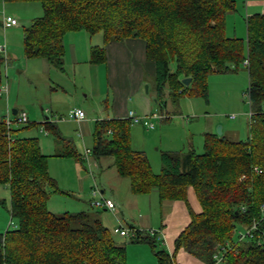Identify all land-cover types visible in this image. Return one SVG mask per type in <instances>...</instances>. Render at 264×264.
<instances>
[{
	"label": "trees",
	"instance_id": "obj_1",
	"mask_svg": "<svg viewBox=\"0 0 264 264\" xmlns=\"http://www.w3.org/2000/svg\"><path fill=\"white\" fill-rule=\"evenodd\" d=\"M35 1L42 13L23 28L26 57L43 58L62 70L63 37L69 31L101 33L103 44L91 47V63L106 60L107 42L140 38L145 58L155 64L152 80L161 109L166 104L159 98L164 87L173 97L184 92L182 77H190V92L206 96L209 73L244 65L250 106L245 140L205 131L202 152L191 144L184 151H162L160 170L153 172L145 153L131 146V119L112 117L95 120L90 153L111 156L117 174L128 178L131 192L154 189L159 201H185L190 219L175 237L174 251L182 247L206 264H264V241H258V236H236L242 225L253 220L264 228V13L245 16L244 39L225 34L226 14L235 9L234 0ZM3 55L0 84L7 87L1 71L6 46ZM170 61L176 64L174 71L169 69ZM44 128L54 133L57 156L81 161L71 138L51 122H45ZM47 159L36 137L17 135L0 118V184L9 189L11 219L0 232V264H128L125 245L115 241L99 218L89 217L86 210L55 213L48 209L50 190L57 187ZM189 186L200 204L199 212L188 204ZM157 240L147 229H137L130 238V242L150 244L158 264H177L175 252L169 255L157 248Z\"/></svg>",
	"mask_w": 264,
	"mask_h": 264
},
{
	"label": "rangeland",
	"instance_id": "obj_2",
	"mask_svg": "<svg viewBox=\"0 0 264 264\" xmlns=\"http://www.w3.org/2000/svg\"><path fill=\"white\" fill-rule=\"evenodd\" d=\"M41 13L40 3L35 0H0V44H5L10 57V65L4 62L1 67L2 79L9 91L0 97V118L9 116L13 121L15 114L12 113V108L19 109L18 112H26L28 121L22 124L12 123L10 128L16 130V134L21 137H36L42 151L49 154L48 173L57 187L56 190H50L47 200L49 210L55 213L86 210L91 218L97 217L98 212L100 218L108 222L107 227L115 241L126 245L129 264H157L150 244L144 241L130 242L129 237L113 232V228L118 225L126 226L125 221L130 224L129 222L139 218L138 216L144 218L150 215L151 208L156 212L155 203L149 207L152 204L151 200L148 201L149 194L134 196L140 210L137 206L133 210L129 205L126 206L127 220L121 218L118 221L108 209L104 211L102 207L91 204L92 201L102 198L111 199L119 209L120 204L127 202L132 195L128 188V178L118 176L111 164V156L101 157L98 162L90 153L87 158L84 157L85 147L92 146L94 121L112 116V88L106 82L103 65L82 66L76 80L72 82L71 70L67 63L68 73L64 76L61 70L54 66H50L49 72L42 71L39 65L41 59L38 57L26 58L22 45L23 28ZM5 15L15 17L18 24L3 28L2 20ZM233 16L236 17V27L239 28L240 18L236 14ZM240 16L243 19L242 13ZM244 30L245 35L242 38L246 39L245 27ZM236 36L240 37L238 34ZM92 42L102 43L100 32L92 35ZM175 67V62L170 61L169 69L174 71ZM56 78L64 82L67 92L59 88L53 90L56 85L51 79ZM206 80V96L195 91L190 92L192 86L188 87L189 84L183 83L184 92L175 97L164 87L159 98L166 101V106L161 109L159 103L162 102L155 101L153 80L149 75L145 77L140 93L135 95V113L144 115L153 111L161 114L162 111L163 116L168 118H152L154 129H147L140 122H132L130 141L132 148L145 153L153 172L160 170L162 151H184L191 144L197 152H202L204 132H216L218 125L221 126V131L232 139L247 138L250 106L245 93L248 76L244 65H240L236 70L209 73ZM76 104L81 106L87 116L84 125H79L68 117L70 110L79 107ZM45 122L53 123L62 135L72 138L81 157L80 163H76L73 156L55 154L54 133L44 128ZM108 161L110 168L106 164ZM9 203V189L0 184V222L3 221L0 226L5 221V225L0 227V232L5 230L11 220ZM14 224L13 219L11 225ZM156 246L161 247L160 244Z\"/></svg>",
	"mask_w": 264,
	"mask_h": 264
},
{
	"label": "crops",
	"instance_id": "obj_3",
	"mask_svg": "<svg viewBox=\"0 0 264 264\" xmlns=\"http://www.w3.org/2000/svg\"><path fill=\"white\" fill-rule=\"evenodd\" d=\"M234 1H235L236 8L226 14L225 34L228 37L236 36V34L240 35V37H243L245 35V32H244L245 31L244 30L245 16L252 14V13H264V0H234ZM241 13H242V16L244 15L243 19H241V16H240ZM235 14L237 17L240 18L239 28L236 27L237 26L236 17L233 16ZM230 20L232 22H230ZM238 29H239V32H237ZM92 35L88 34L84 30L69 31L64 35L63 37V46H64L63 69L61 70V72L63 73L64 76L67 75L68 73L67 68H66V63H67L69 66L68 67L69 70H71L70 72L72 74V82H73L76 80V76L79 74V70L83 68L82 66L103 65L106 82L108 83L110 88H112V93H111L112 99L110 103V110L112 112V116L104 117V118L126 117L129 110L135 111V107H136L135 106V95L140 93V88L142 86V83L145 77L147 75L151 76V78L153 77L155 73V64L154 62L149 61L145 58V43L140 38H126L122 41L107 42L105 44L106 60L101 63H91L89 62V55H90L91 47L93 45L103 44L102 35H101V40H102L101 44H98V43L93 44ZM6 58H7L6 60L7 64L10 65V59H9L10 57H8V54ZM40 59H41L39 63L40 69L42 71L49 72L51 70L50 66H53V65L45 61L43 58H40ZM51 81L56 85L53 89L54 91L56 90L55 88H59L60 90L67 92L64 82L57 80V78L56 80L51 79ZM8 91L9 89H7V93ZM155 94H156V91H155ZM76 106H79V105L76 104ZM79 107L81 108V106ZM13 109H15L16 112H18L19 110L17 108H12V110ZM150 112L152 111H149L147 113H150ZM162 113L163 112L161 111V114ZM167 118L168 117L163 116V118H160V119L165 120ZM27 119H28V116H27ZM86 119H87V116H85V118L82 120H79V121L73 120V121L77 122L79 125L80 123L84 125V122L86 121ZM154 127L147 128V129H154ZM56 150H57V147H56L55 138H54V152H56ZM91 156L95 161H97L101 157L103 158L104 156L107 157L109 155L95 157L91 154ZM74 159L76 163L77 162L80 163V161H78L75 157ZM106 164L110 168V161H108ZM111 164L113 165V159H112ZM48 165H49V158L47 159V169H48ZM120 178H124V177L120 176ZM100 192L102 193V190ZM129 192L132 194L131 197L129 198L130 200L128 199L127 202H122L119 206V209H117L115 212H112L114 216L116 217V219H118V221H120L121 218H125L127 220V218L125 217V214L127 212V209L125 208L126 206L129 205L132 208V210L135 209V206H137L139 209L138 201L134 197L135 195H138V194L131 192L130 189H129ZM140 194H149L148 201L149 200L152 201V204L149 205V207L154 206V203H155L157 210L156 212H154L153 208H151L150 215L145 216L144 218H141V216H138L139 218H135V220H132V222H129L130 224H128V222L125 221L127 224L126 226L134 227L136 229H139L140 231H145L148 228L151 230H154L153 233L154 235H156V238L158 239L157 240L158 244L161 245L160 248H163L169 255H172L175 252L172 257H173V262H176L177 264H206L205 262L199 260L192 254L188 253L182 247L174 251V239L177 236V234L184 228V226L189 222V219H190L188 206L185 203V201L182 199L159 201L157 191L154 189L148 193H139V195ZM186 197H187V201L191 209L194 212H199L201 210V207H200V204L191 186L187 188ZM102 208L104 211L107 210L104 207ZM97 218H99L101 223L105 227H107L108 222H106L104 218L103 219L100 218V213L98 212H97ZM2 222L3 221H1L0 224ZM4 225H5V221H4V224L1 225L0 227H3ZM141 233L143 234V232ZM121 245H124V244H121ZM125 249H126V245H125ZM141 250H144V249H141ZM151 250L152 252H154L153 249ZM156 259H157V256H156ZM126 260H127V254H126ZM136 263L139 264L138 262ZM153 263L154 262H152V264ZM157 264H158V261H157Z\"/></svg>",
	"mask_w": 264,
	"mask_h": 264
},
{
	"label": "built area",
	"instance_id": "obj_4",
	"mask_svg": "<svg viewBox=\"0 0 264 264\" xmlns=\"http://www.w3.org/2000/svg\"><path fill=\"white\" fill-rule=\"evenodd\" d=\"M17 19L10 15H5L2 20V27H10L17 25ZM0 53L5 55V44H0ZM244 63H247V60H244ZM7 87L0 84V93H6ZM85 112L82 108H74L69 111L68 117L70 119L79 121L85 118ZM127 118L131 119L132 122H140L143 126L146 128H153L154 122L152 121V118H162L163 114H159L158 112H150L144 115H137L135 111L129 110L127 115ZM27 115L24 111L17 112L15 114V119L11 121L9 116L4 118V122L7 125L8 128H10V125L12 123L15 124H22L27 122ZM90 153V148L85 147L84 157L87 158V154ZM255 171H259V168H254ZM92 205L98 206V207H104L111 212H115L117 210L116 204L111 199H105L102 198L101 200H95L91 202ZM264 218V217H263ZM113 231L115 233H118L121 236L124 237H135L137 235V229L136 228H130L125 227L123 225H118L113 228ZM150 234L154 232V230L149 229L148 230ZM237 239H247V238H254L255 236L259 237L258 241H264V228L259 226V221L253 220L250 225H242L236 232ZM216 260H220V256H216Z\"/></svg>",
	"mask_w": 264,
	"mask_h": 264
},
{
	"label": "water",
	"instance_id": "obj_5",
	"mask_svg": "<svg viewBox=\"0 0 264 264\" xmlns=\"http://www.w3.org/2000/svg\"><path fill=\"white\" fill-rule=\"evenodd\" d=\"M181 81L184 83V84H188L189 81H190V77H182ZM147 86V85H146ZM12 113L15 114L16 113V110L13 109L12 110ZM216 133L220 134L221 133V126L218 125L217 128H216Z\"/></svg>",
	"mask_w": 264,
	"mask_h": 264
}]
</instances>
